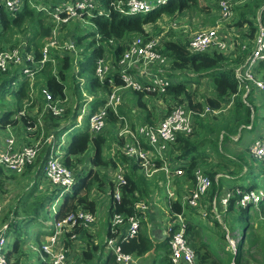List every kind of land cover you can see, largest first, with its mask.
Masks as SVG:
<instances>
[{
    "label": "built area",
    "instance_id": "1",
    "mask_svg": "<svg viewBox=\"0 0 264 264\" xmlns=\"http://www.w3.org/2000/svg\"><path fill=\"white\" fill-rule=\"evenodd\" d=\"M42 1L47 5L39 4L36 0H0V29L3 12H6L10 17H17L26 5L43 13L47 17V21L55 28L53 37L47 40L41 48L40 58H37L33 45L29 49V38H25L21 44L15 47L7 44L0 45V72L15 78L13 81L15 87L21 83L27 84L31 98L29 104L35 103L39 106V103L43 102L46 113H49L53 118H63L67 112L68 97L56 99L44 83L41 72L48 64H51L53 74L59 79L60 60L63 52L72 56L71 62L75 69L77 68V72L79 71V63L84 58L82 53L86 48L77 45V35L84 30L83 23L90 21L94 25V30L84 32L78 37H84L87 33L95 34L94 49L104 50L103 56L97 62L95 74L100 84L108 82L111 91L105 95V105L93 114L90 113L89 131L92 135L104 134L108 123L113 125L110 122L111 114L116 116L117 120L114 126L118 146L114 150L119 151L117 154L124 156L130 163L135 161L140 168L139 172L147 180L158 181L162 176L164 177V193L166 195L164 201L167 203L169 218L173 217L167 230L171 263L199 264L198 257L186 237L187 217L185 213L186 215L188 213L198 214L207 219L208 224L210 217L215 222L222 223L223 216L229 213L232 199L236 196L240 197L235 206L238 210L246 209L251 205L257 206L264 199V190L244 191L237 187L233 189L227 187L221 190L220 195L211 200L213 181L205 173L203 166L198 167L194 172V190L180 186L184 182L180 179H183L186 174L187 161L178 159V140L180 136H190L195 131L196 113L189 107L186 100L181 102L179 100L181 98L176 99L168 95L169 87L178 84L177 80L182 76L177 78L169 76L168 69L172 61L169 55L161 52L163 39L167 41L173 39L177 43L186 44L192 55L217 53L234 59L240 54L243 55V62L234 67L235 78L240 84V90L245 91V99L247 96H251L254 99V104L261 107L258 100L261 99L264 102V77L258 68L264 64V7L258 11L255 23L256 32L253 38L249 36L250 31L247 26L239 28V31L244 33L243 38H239L236 32L229 27L234 20H237L238 9L247 4L249 0H217L219 19L213 27L192 31L189 22L174 19L165 24V28L160 34H151L147 37L133 35L103 42L92 22L94 18L109 19L114 13L122 16L148 14L167 4L168 0H120L111 2L109 5H106L104 0ZM74 21L78 23L75 28L79 32L73 31L67 34L62 31L64 26ZM169 32L173 33V36L167 39L165 35ZM119 48L122 49V52L115 58L114 54ZM173 74L179 76L181 72L173 71ZM116 79H119L122 84L116 85ZM190 88H192L191 85ZM127 90H131L133 94H143L145 98L155 96L163 99L166 102V107L163 102H158L163 109L162 116L158 120H152L147 116L142 118L136 115L138 120L131 123L128 115L123 111L124 106L129 105L130 102V93ZM86 108L85 106L82 109V113L87 110ZM207 112H211V110L206 108L205 113ZM132 113H136V110L134 109ZM205 113L200 116L203 117ZM26 116L30 117V114L22 111L17 118L21 119ZM262 118L264 115L260 117V119ZM13 127L15 126H9L6 128L7 130L2 129L7 133V136L0 144V169L9 175L22 176L29 167L36 163L39 157L40 141L35 140L32 136L40 133L37 126L26 127L25 132L28 135L27 138L22 139L25 142H22L17 139V133L13 130L9 131ZM263 128L253 125L246 128L249 132L257 133L249 147V158L262 164H264ZM70 131H67L66 135ZM239 136L241 134L234 137L233 140L236 141ZM107 169L106 175L111 181L113 189L102 191L93 188L91 197L96 203L95 212L78 209L63 220H55L54 223H51L54 227L53 233L48 232L45 240L41 242L40 249L33 244L28 245V250L31 253L39 252L47 259L45 264H83L82 258L87 251L84 241L85 233L91 236V233L97 229L98 210L101 215L108 214V233L110 235L107 236L105 245L115 257L116 263L140 264L139 260L142 257L123 252L122 244L129 243L139 235L143 218L152 210V205L148 200L142 199L136 204V212L133 216L115 213L109 217L111 206L121 203L123 187L128 184V180L124 165L117 164V167L110 166ZM79 174L76 170L65 165L62 152L53 149L45 164L43 183L53 195L58 194L55 206L58 207L62 198L74 191ZM216 180H219V176H216ZM180 188L182 192L179 195L178 189ZM178 201L181 202L185 212L171 215L172 203ZM3 212L4 206L0 202V216ZM12 224L13 218L0 226V264H14L11 261ZM224 228L227 232L224 236L228 244L227 251L234 256L232 264H236L235 257L238 254L242 237L237 233V239L225 225Z\"/></svg>",
    "mask_w": 264,
    "mask_h": 264
},
{
    "label": "trees",
    "instance_id": "2",
    "mask_svg": "<svg viewBox=\"0 0 264 264\" xmlns=\"http://www.w3.org/2000/svg\"><path fill=\"white\" fill-rule=\"evenodd\" d=\"M114 1L120 0H104V3L106 5H109ZM201 1L202 0H168L167 4L156 8L154 11L148 14L122 16L118 13H114L109 19L96 17L92 20V22L95 24L97 33L101 35L103 42H108L113 39L119 40L133 35H142L147 37L152 34L148 31V26L160 24V22L164 20H176L188 12H193L194 10L200 8ZM263 7L264 0H249L247 4L238 9V16L241 21L239 23V26H241L240 28L247 26L249 28V36L251 38L254 37L256 32L255 23L257 21L258 11H260ZM200 11H202L201 8ZM28 19H31L34 25L35 22L37 26L41 25V29L34 31L33 35L31 34V37L28 39L29 49L32 45H34L37 58H40L41 48L44 45L39 47V45H37L36 39L42 35L47 36V34L50 32L48 29L47 31H45L42 26H45L43 21H46L47 17L43 13H39L36 10L30 8L28 5L25 6L22 12L18 13L17 17H10L6 12L2 13L0 45L6 44L5 36L8 30H11L13 27H20V25ZM215 23L216 20L213 21V26L215 25ZM172 34L171 36H173ZM91 36L94 37L95 34L92 33ZM86 38H88V36L78 37L77 45L83 46V42ZM90 46H95V40L91 42ZM86 52H88V49H86L82 53L84 58L82 61H80V68L86 65ZM103 52L104 50L101 48L94 49L93 51L90 61L93 63L95 71L97 62L99 58L103 56ZM121 52L122 49L119 48L116 51V54H114L115 58H117L121 54ZM161 52L169 55L172 61V64L169 68L170 77H179L175 76V74H173V71H180L182 76L186 75L188 77L184 80V82L169 87L168 95L176 99L181 98L179 99L181 100V102H184L185 100L188 102L189 107L196 113V127L199 123L198 125L204 127V129H206V132L208 133H216L218 131L220 134L224 133L222 136H224L225 138H227L228 136L234 138L239 134H241L240 137H243L244 134L247 133L244 130H247L246 128L248 126H257L258 124H260H256L259 117V113L257 114V111L259 110L258 106L254 104V99L251 96H247V98L245 99V91L242 89L240 90V84L235 78V68L231 67L232 64H234V66L241 64L243 62V55L240 54L235 59L217 53H203L192 55L188 51L186 44L177 43L173 39H171L170 41L163 39ZM68 56L69 57H64L60 60L61 65L59 67V79L53 74V68L51 64H48L47 67L41 72L44 83L48 86L49 90L52 92L53 96L56 99L64 98L65 90L68 88V76L65 74V71L73 65V63L71 62L72 56ZM258 71L264 77V64H261L259 66ZM191 72L192 74H195V77L189 76ZM80 74L81 71H79L78 75ZM73 79V81H75L76 83L75 89L76 91H78L79 95L78 101H80V83L78 82L77 84L76 78ZM203 79H210L211 84L213 85L212 94L210 97H206L204 102H199V100L195 101L193 99V96L190 94V85L193 82L199 84ZM14 80L15 78H11L9 75L0 72V82L2 81V84H0V99L8 96L6 100L8 99L10 101V98H15V103L14 99H12L13 109L4 112L1 115L0 128L6 129L9 126H16L20 122L27 127H36L39 125L37 117H22L20 121L18 119L13 120V118H15L20 112L23 111L24 102L26 99H28L29 94L26 83H21L15 87L13 85ZM115 82L116 85L122 84L119 79H116ZM8 84L12 85L11 90L7 87H4ZM84 85L90 94H94L95 90L99 87L103 90V96L91 102V109H89V111L91 114H93L100 107L105 105V94L111 91V87L108 85V82L103 85L100 84L98 78L96 77V74L95 76L89 78V80H87ZM135 95L137 96L138 105L143 108L144 111H148L147 104L144 102V95L139 93H135ZM230 104L232 108L230 110L229 117L224 120L223 125L220 124L221 127L218 128L217 124H215L213 127L207 124L205 125L204 123L202 124L201 119H203V117H201L200 114L205 113L206 108H209L211 112H215L222 110L226 105ZM80 107L81 106L78 102V105L75 109V119H78L80 115ZM145 114L147 118L151 117L150 112ZM48 115L49 116H47V118L54 119L49 113ZM116 120V116L111 114L110 122L113 124V126L115 125ZM260 120L261 119H259L258 122H260ZM262 120L264 121V118H262ZM191 135L188 137H179L178 159L187 161V167L185 168L186 174L183 179H180L184 180V182L182 181L183 183L180 184V186H185L189 190H194V172L198 167H204L203 163L208 158V154L204 146L208 144V146H212L213 152H217L219 156H222L223 154L220 152L219 139L216 140L215 138L212 139L210 136H205L199 142H191ZM106 143L107 137L103 134L92 135L90 131H86L85 133L76 136L69 144L67 153L63 157V162L68 168L72 170L75 169L73 168V166L75 165L74 159L77 158V161L80 162L79 157L83 156L87 152L90 145H93L94 148V155L92 157V161L90 162L91 166L94 168L91 169L88 174H85V176L79 174V176L77 177V185L75 186L74 191L72 193L66 194L63 197V200L59 204L56 213L53 211L55 220H63L67 215L76 212L78 209L95 212L96 203L91 197V192L94 186L98 183L99 189L104 191L103 187L105 182V178L101 181V174L99 171L95 170L96 168H109L110 166L117 167V164L125 163L128 165L132 164L130 166V170L126 173L128 184L123 187L122 201L120 204H113V206H111L109 217L113 216L115 213L133 216L136 212V204L140 200L150 197V195L152 194L151 187L153 183L149 182L152 180H147L142 174H139L140 168L135 161L130 163L121 154H118L117 159H114V157L110 160L105 158L104 150ZM50 149L51 146L48 147L45 152L47 153L48 157L45 156L41 160V167L38 170L37 176L35 178V187L29 192L27 197L23 199L22 212L20 215L23 218L22 220L17 222L20 225L27 224V228L29 226L38 225L40 228H42V235L45 236L47 235V230H45L47 228V225L45 226L43 221H48L51 218V216H47L50 214L49 208H51V201L54 197L49 188H47L43 183L45 163L49 159ZM223 160L226 161L225 158ZM233 165L235 167L239 166L237 163H234ZM247 166L248 165H246V167ZM27 171L24 175L27 174ZM3 172L4 170L0 169V176ZM205 173H207L213 181V189L210 194V199L213 200L217 195H220L222 190V185L220 184L221 180H216V176L219 173L211 174L210 172L206 171V169ZM249 173L250 171L247 172V174ZM251 174L257 175V173L255 174L253 172ZM104 175L106 176V178H108L106 174ZM242 176H244L243 173L240 175V177ZM233 178L236 180L235 177ZM246 181L247 180L241 183L236 182V187L244 191L256 190V185L246 184L248 182ZM108 185L110 189H113L111 181H109ZM39 192L48 195L41 196L42 198H35L36 193ZM30 198H34V201L30 202ZM239 198V196H236V198L232 199L228 214H232L234 210H238L235 208V206ZM171 208V215L185 212V209L183 208L180 201L172 203ZM256 208L259 210V212H256ZM238 211L240 212L239 214L241 219L245 220V230L238 248V254L235 257L236 264H264V257L262 261L256 260L257 251L264 255V238H262V236L257 232V228L254 224L256 216L251 214L253 212L254 214L256 213L257 217L260 219V221H262V225L264 224V199L257 206L251 205L246 209ZM188 215H186L185 213V216L187 217L186 237L189 245L194 249L196 256L198 257V263L232 264L231 262H226L220 252L209 243L208 237L211 236L209 234V227L200 226L198 223H195L193 220H191ZM171 218L173 219L172 216ZM216 222L219 223V221ZM13 226L14 225L12 224V227ZM13 230L15 232V238L13 237V250L11 252V257L14 255L18 256V254L20 253L19 258L16 260V263L14 262V264H22L21 254H25V252L23 251V247L27 238L24 235L21 237L19 236L20 231L18 230V226L15 225L14 228H12V231ZM108 235L110 234L108 233ZM85 239L87 241V251L84 253V259L87 262H90L96 257L99 246L92 243L91 236L87 233H85ZM122 250L125 253L136 255L137 257H144L150 253H154L156 254V260L154 264H172L169 258V240L166 238L163 242H155L149 235L147 227L141 228L139 235L135 239L131 240L129 243L122 244ZM230 256L234 258L232 254H230ZM19 259L21 261H19ZM104 264H117L113 254L109 255Z\"/></svg>",
    "mask_w": 264,
    "mask_h": 264
},
{
    "label": "rangeland",
    "instance_id": "3",
    "mask_svg": "<svg viewBox=\"0 0 264 264\" xmlns=\"http://www.w3.org/2000/svg\"><path fill=\"white\" fill-rule=\"evenodd\" d=\"M36 1L39 4L47 5L46 2L42 0H36ZM217 4H218L217 0H202L200 3V8L202 9V11H200V8H199L197 10H194L193 12H188L184 14L182 17L178 18V20H181L182 22L183 21L189 22L191 25L192 31L213 27V24H212L213 21L216 20L217 22V20L219 19ZM166 22L168 23L170 22V20H164L160 22V24L148 26L147 29L152 34H157V33L160 34L161 32H163ZM240 22L241 21L238 16L237 20H234V22L231 23L229 27L236 32L239 38H243L244 33L242 31L241 32L239 31V28L241 27L239 26ZM43 23L45 24V26L42 25L43 29L45 31H47L48 29L50 32L47 34V36L42 35L36 39L37 45H39V47L43 46L47 40L53 37V30L55 29L49 21L46 20V21H43ZM40 26L41 25L37 26L36 22L34 25L32 20L28 19L24 21L20 25V27H13L11 30H8L5 36V42L8 46L15 47L18 44H21L23 40L26 38V36L27 38H30L31 34L33 35L34 31L40 30L41 29ZM75 26H78V23L76 21H74L73 23H70L69 25L64 26L62 31L66 32L67 34H70L73 31L79 32V30L75 28ZM83 29L84 30L78 33L77 39H78V36L84 34V32H92L94 30V25L90 21L88 23H83ZM169 33L165 35V38L167 39L171 38V33L170 34ZM85 36H88V38H86L85 41L83 42V46H79L81 48L84 47L88 49V52H86V55H87V61L85 62L86 65L80 68V63H79V71H81V74L78 75L79 71L77 72V68L75 69L74 65H72V67H70L68 70L65 71V74L68 76V79H67L68 88L65 90V96L68 97L66 115L61 119L47 118V116L49 115L48 113L45 112L44 105L42 103L39 106L35 104H29V102H31V98H30V95L28 94V99H26L24 102L23 111H25L26 114H30L29 118H34L32 116H33V112H35L36 113L35 117L38 118L39 125L37 126V129L40 134H35L32 137L35 140L40 141V148H41L40 154H39L40 156L38 160L36 161V163L31 168L28 169L26 175L10 176L4 171L3 173H1V176H0V202L4 206V212L0 216V226L5 224L9 219L13 218V225L18 226V230L20 231L19 236L21 237L24 235L27 238L25 245L23 247V251L25 252V254H21L22 264H45V262L47 261V259H45V257L42 256L39 252L31 253L28 250L29 248L28 245H31V244H33V246L37 247L38 249L41 248V242L45 240V235H42V228H40L38 225L29 226L27 228V224L20 225L19 223H17L23 218L22 216H20L22 212L23 199L27 197L29 192L36 185L35 178L37 176L38 170L41 167V160L45 156L48 157L47 153L45 152L50 146H51V149H50L49 157L53 149H56L59 146L60 148L58 147L57 150L62 152V159H64L63 157L67 153V148L69 144L73 141V139L76 136H79L80 134L85 133L86 131L89 132V126H90L89 109H91V102H92L90 100L92 99L96 100L97 98H100L103 96V90L100 87L95 90L94 94H90L84 85L87 82V80H89V78L95 76V68L93 67V63L90 61V59L92 58L93 51H94V47H91L90 44L95 39V36L94 37L91 36V33H87L85 34ZM76 43H77V40H76ZM64 57L67 58L69 56L65 52H63V54H61V58L63 59ZM231 67H235L234 64H232ZM181 76L182 75H179V77ZM189 76L195 77V74H192L191 72ZM73 78H76L77 84L78 82L80 83V88H81L80 101H78L79 95H78V91H76L75 89L76 83L75 81H73L74 80ZM186 78L188 77L185 75V76H182L181 79L178 78L177 81L181 83V82H184ZM0 84H2V81L0 82ZM191 86L192 88H190V94L193 96V99L195 101L199 100V102H204L206 97H210L212 94L213 85L211 84L210 79H203L199 84L196 82H193ZM4 87H7L10 90L12 89L11 84L5 85ZM27 89H29V87H27ZM127 92L130 93V96H129L130 102H129V105L126 104L124 106L125 110L123 111L124 112L126 111V114L128 115V118L131 120V123H133V121L135 120H138L136 118V115L137 117L144 118V116H146L145 113H149V112L151 115L150 118H152V120H158L162 116L163 109L158 104V102H163L166 107V102L163 99L159 97H155V96H152L153 98L155 97V99L145 98L144 102L147 104V106H149V108H148V111H144V109L138 105L137 96L133 94L131 90H127ZM7 97L0 99V117L4 112L10 111L11 109H13L12 99H14V103H15V98L11 96L12 98H10V101H9L8 99L6 100ZM258 101L259 103H261V107L258 108L260 111H259V117L257 119L256 124L261 123L263 121L261 119L260 122H258L260 117L264 114V102H262L261 99H259ZM78 102L81 106L79 109V113L81 116L79 115L80 117L78 119H75L74 118V115L76 113L75 109L78 105ZM85 106L87 107L86 108L87 110H85L84 113H82V109ZM231 108L232 106L230 104V105H226L220 111L205 113V115L203 116V119H201L202 124L204 123L205 125L207 124L211 127L217 124L218 128L221 127V125L224 124V120L229 117ZM134 109L136 110V113H132ZM17 116L13 118V120L17 119ZM198 124H197L195 131L193 132V135H191V138H190L191 142H199L205 136H210L212 139L215 138L216 140L219 139L220 152L223 154L222 156H219L217 152H213L212 146H208V144H206L204 148L206 149L208 158L203 163L206 171L210 172L211 174L219 173L217 176H219V179L221 181L223 179L222 177H229V178H232L234 180L235 185H237L236 182L241 183L247 180L248 182L246 181L247 182L246 184L256 185L257 186L255 188L256 190H259V189L264 190V164H262L261 162H255L246 155V152L249 153L248 149H245L246 141L245 143L235 142L232 137L228 136L227 138H225L224 136H222L224 133L220 134L218 131L216 133H208L206 132V129H204V127H202L201 125L199 126ZM26 127L27 126L23 125V123L20 122L16 128L17 133H20L21 135L26 134L25 132ZM69 130L71 131L69 132V134L66 135V132ZM244 131H246L247 133H250V135L253 138L256 137L255 134H253L252 132H249L247 130H244ZM105 133L103 135L107 137V143L105 145L104 156L106 159H109V160L113 157L117 159V156H118L117 153H119V151L114 150L118 146V140L115 135L116 133L115 126L108 123L107 130ZM247 133H245L244 135H247ZM0 134L1 136H4L6 132L2 130L0 131ZM185 137H188V136H185ZM62 149L66 153H63ZM240 152H242V154ZM93 155H94V148H93V145H90L87 152L79 158L80 162L77 161L78 160L77 158L74 159L75 160L74 161L75 165L73 166V168H75L74 170H76L77 173L79 172L80 174L84 176L85 174H88L90 170L93 169L90 163L92 161ZM224 158L226 159V161L223 160ZM248 160L251 162H248ZM234 163H237L239 166L235 167L233 165ZM245 164L248 165L247 167H250L252 165H256L258 167L257 168L255 166L250 167V173L247 174L249 170L248 171L246 170ZM122 165H124L125 171L127 173V170L128 171L130 170V166L132 164L128 165L125 163ZM95 170L100 172L101 181L105 178L104 187H103L104 191L105 190L109 191L110 190L109 185H108L109 180L104 175L108 172V169L107 168H96ZM252 172L255 174L258 172L259 174L257 173V175H252L251 174ZM242 173L244 174V176L240 177ZM139 174H142V173L139 172ZM233 177H235L236 180ZM163 179L164 177L162 176L160 179H158V181H154V180L149 181L153 183L151 187L152 196L150 195L151 198L147 197L144 200H148L150 198V201L149 200L148 201L151 205L153 204L152 202L156 203V205L158 206L159 204H162L164 209H167L168 211L167 203L164 201L166 195L165 193H163L164 191V180ZM39 181H40V178H39ZM230 181H231L230 179L223 180L224 186H228L230 184ZM98 186H99V183L96 184L94 188L99 189ZM181 187H185V186H181ZM181 192H182V189L181 188L178 189L179 195L181 194ZM45 195H48V194H45V193L43 194L39 192V193H36L35 198H42L41 196H45ZM57 195L58 194L54 195L53 200L51 201V205H50L51 208H49L50 214L47 217L51 216V218L48 221H43L45 226L50 225V226H47L46 228L47 234L48 232L53 233L54 227L53 225H51V223H54L55 221L53 210L54 212L58 210V207L55 206V201H57ZM29 201L33 202L34 198H30ZM239 213H240L239 211L234 210V212L232 214L230 213L229 216H227L228 214L224 215L222 219L223 220L222 223H217L214 221L213 218L210 217L209 218L210 221L208 224V220L204 219L198 214L196 215V214L188 213L190 214L188 215V217L191 218V220H193L195 223H198L202 227H206V226L211 227L210 232H209L211 236L208 237L209 243L220 252V254L223 256L226 262L232 263L234 258L231 257L230 256L231 253L227 251L228 244L224 237L227 232L224 228V225L226 226L228 231L229 230L231 231V234L234 235L235 238L238 239L237 233H239L240 237H242L244 230H245V220L241 219ZM251 214L256 216L254 224L257 228V232L262 236V238H264V224L262 225V221H260L256 213L254 214L253 212ZM97 215H98V222L96 224L97 229L95 230L96 233L95 231L91 233V236H92L91 241L95 245L97 244V246H99V250L96 253V257L90 262H87L83 258L85 260V262L83 261L84 264H102V261H104V256H106L107 254L111 252L105 245L107 236H108V229H109L108 214L105 213L104 215H101V212L98 210ZM162 218L163 219L161 220V223L159 225H160V228L163 229L164 236H165L164 228L169 222V218H167L164 213L162 214ZM143 222L145 223L143 224ZM143 222H142L143 224L142 228L147 227L149 229L148 230L149 235L155 236L156 239L160 240L161 235L159 232H156L157 229L155 227L153 228L152 227L153 225L149 224L147 221H143ZM14 226L11 227V237L12 238L13 237L15 238V232L14 230L12 231V228H14ZM84 241H85V245L87 248L86 239H84ZM19 254L18 256L16 255L12 256L11 261L16 263V260L19 258ZM263 257L264 255L260 253L259 251H257L256 260L262 261ZM19 261L21 260L19 259Z\"/></svg>",
    "mask_w": 264,
    "mask_h": 264
},
{
    "label": "crops",
    "instance_id": "4",
    "mask_svg": "<svg viewBox=\"0 0 264 264\" xmlns=\"http://www.w3.org/2000/svg\"><path fill=\"white\" fill-rule=\"evenodd\" d=\"M44 104L43 102H40L39 104ZM35 104V103H34ZM259 108V107H258ZM123 110H125V107L123 108ZM259 111L260 110H258L257 111V114L259 113ZM126 112V111H125ZM133 112V111H132ZM264 115V114H263ZM33 116L35 117L36 116V113L35 112H33ZM18 119V118H17ZM20 121V120H19ZM24 125V124H23ZM16 126H18V124L16 125ZM13 127V128H11L9 131H14L15 133H17V131H16V128L17 127ZM256 126V125H255ZM257 127L259 128V127H264V121H262L260 124H258L257 125ZM7 130V129H6ZM0 131H2V129L0 128ZM8 132V131H7ZM253 134H255V136L257 135V133L256 132H254V131H251ZM263 134H264V128H263ZM55 135V134H54ZM7 136V133L4 135V136H1V134H0V144L3 142V139L5 138ZM16 136H17V139H19V141H22V139L23 138H27V133L26 134H24V135H21L20 133H17L16 134ZM253 137L250 135V133H248L247 135H244L243 137H238V139L235 141V142H238V143H240V142H242V143H245V141H246V148L245 149H248L250 146H251V143L253 142ZM22 142H25V141H22ZM59 147V146H58ZM57 147V148H58ZM60 148V147H59ZM63 150V149H62ZM248 151H249V149H248ZM63 153H66L64 150H63ZM241 154H242V152H240ZM248 152H246V155L249 157V154H247ZM248 162H251V161H249L248 160ZM250 165H251V163H250ZM258 167V166H256V165H252V166H250V167ZM250 167H245L246 168V170L248 171H250ZM258 173V172H257ZM259 174V173H258ZM223 179H222V181L220 182V184L222 185V189L223 188H230V189H233L234 187H236V185H235V183H234V180L232 179V178H229V177H222ZM225 179H230L231 181H230V184L228 185V186H224V184H223V180H225ZM220 180V179H219ZM234 185V186H233ZM152 196V195H151ZM151 198V197H150ZM150 198L148 199L149 201H150ZM153 204H152V208H154V209H152L150 212H148L147 213V215H146V217H144L143 218V221H147L149 224H151V225H153L152 227L154 228H156L157 229V231L156 232H159L160 233V240H158V239H156L155 238V236H151L152 237V239L155 241V242H163V241H165V239L167 238V230H168V227L170 226V224H171V218H169V216H168V212H167V209H164V207H163V205L162 204H159V206L158 205H156V203H154V202H152ZM166 205V204H165ZM257 209V208H256ZM256 212H259V210L257 209V211ZM165 214L166 215V217L167 218H169V222L167 223V225H166V227L164 228V231H165V236H164V232H163V229H161L160 228V223H161V220L163 219L162 218V214ZM230 214H228L227 216H229ZM109 219V218H108ZM143 223H145V222H143ZM47 226H50V225H47ZM207 227H209V226H207ZM211 227H209V229H210ZM46 230V229H45ZM149 230V229H148ZM155 231V230H154ZM112 253H109V254H107L106 256H104V261H102V264H104V262L108 259V257H109V255H111ZM82 260L85 262V260L82 258ZM155 260H156V254H154V253H150V254H148V255H146V256H144V257H142L140 260H139V262H140V264H154V262H155ZM84 262H82L83 264H84Z\"/></svg>",
    "mask_w": 264,
    "mask_h": 264
}]
</instances>
